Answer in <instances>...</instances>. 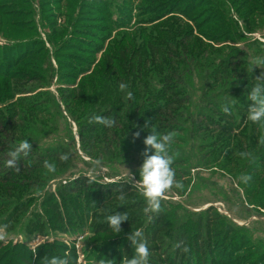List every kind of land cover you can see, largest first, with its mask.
<instances>
[{
	"label": "rangeland",
	"instance_id": "1",
	"mask_svg": "<svg viewBox=\"0 0 264 264\" xmlns=\"http://www.w3.org/2000/svg\"><path fill=\"white\" fill-rule=\"evenodd\" d=\"M223 2L226 8L207 0H0V264H46L51 256L125 264L133 253L127 236L137 229L148 264H264V123L247 119L248 94L264 84V64L252 66L264 57V0ZM145 36L158 42L157 71L135 61L137 72L174 100L191 101L193 116L169 150L182 187L166 190L155 213L137 182L144 157L135 144L122 164L99 142H111L104 125L93 123L92 145L78 136L103 105L100 116L121 115L107 108L110 82L88 78L120 60L113 41L129 52L127 44L140 46ZM183 69L188 96L156 82ZM148 122L150 130L163 126ZM24 139L30 150L13 158ZM79 176L131 191L100 200L89 187L75 189ZM114 212L128 216L119 233L106 224Z\"/></svg>",
	"mask_w": 264,
	"mask_h": 264
},
{
	"label": "trees",
	"instance_id": "2",
	"mask_svg": "<svg viewBox=\"0 0 264 264\" xmlns=\"http://www.w3.org/2000/svg\"><path fill=\"white\" fill-rule=\"evenodd\" d=\"M207 1H210L209 4L211 5L213 3L216 6L218 3H220L224 8L227 7L223 0ZM92 5L101 7L100 2H94ZM255 5L257 7H262L261 4L259 6V4L255 3ZM221 11L223 13L224 9L222 8ZM105 13H108L106 6H102L99 15H105ZM201 21H204V19ZM175 29L180 33V28L176 27ZM122 43L123 40L119 39L113 41L111 46L112 48L110 47L112 51L118 54L120 60L115 61V63L107 61V64H104L94 73H92V75L88 78V81L99 83L106 80L111 84L110 90L108 92V97L110 99L107 100V108H121V115H116L114 119H112L111 126L103 127V130L106 132L110 130L111 142H109L110 139L107 136L101 139L99 142L101 144L106 143V151L115 152V155L117 158H119V161H121L122 164H125L123 162L128 161L129 152L134 151V144L136 146L135 153L142 156V158L144 157L143 152L145 145L143 144V139L145 136L151 134V131H154L157 134H177L180 129L178 126L182 127L183 125H186L193 116L191 114V101L179 102L174 100L172 96L167 95V90L163 91L164 93L160 92L157 85H150L148 82L144 81L143 77H140L141 73L137 72V67L142 65H140V63L136 64L135 61L143 62V67L148 66V71H150L149 73L152 72L154 73L153 75H155L158 64L155 52L157 51L158 42H156L151 36H145V39L140 46H136L135 44H127L128 46L132 47V50L129 52H126L127 47L122 45ZM107 57H109V55H107ZM154 62L156 65H154ZM111 67L119 68L121 71L116 73V71L111 70ZM168 72L170 73L171 78H162L160 81L159 78L155 76L156 82L159 84L163 83L164 85H172L171 92H179L182 95L188 96L185 94V89H187L190 73L187 74L184 69L180 73H178L176 70H169ZM119 76L121 78H119ZM146 77L147 76H145V78ZM121 83L126 85L124 89H119V85ZM86 85L87 81L81 87L82 91L86 88ZM118 91H123L121 93L123 94V101H118V97L115 94ZM128 92H131V96L127 95ZM78 93L80 94L81 92L78 90ZM103 98L105 97L103 96ZM104 106L106 105H103L102 107ZM101 108L95 111L96 113L94 116L104 112ZM107 115L109 118L110 115L108 113ZM153 119H160L163 126L161 128L156 127L151 130L148 129L150 127L148 121H153ZM93 123L95 124L96 122L91 121L89 123V127L86 128L82 127L81 125L78 127V136L79 140L82 141V144L83 142H86L92 145V139L89 138V135L95 131V126H93ZM125 133L129 134L128 137L124 139ZM7 137L10 139V136ZM99 142H96L95 145L97 144L99 148L102 149V147L99 145ZM5 168L7 167L5 166ZM17 173L18 172L16 170L14 175H17ZM73 183L75 189L83 190L85 188L88 189L89 187L90 190H93L95 196L104 201H112L114 199L125 197L131 191V187L119 182H105L99 186L94 185L91 180L85 178L84 176H79L78 179L74 180ZM261 207L263 208L264 206ZM8 255L9 254H7L6 257ZM16 257H18V254ZM22 258L24 261V256Z\"/></svg>",
	"mask_w": 264,
	"mask_h": 264
},
{
	"label": "clouds",
	"instance_id": "3",
	"mask_svg": "<svg viewBox=\"0 0 264 264\" xmlns=\"http://www.w3.org/2000/svg\"><path fill=\"white\" fill-rule=\"evenodd\" d=\"M264 64V57H258L252 61V66H259ZM120 89L126 87L125 84L119 85ZM131 96V92L127 93ZM248 98L251 103L247 110V119L252 123H264V84H257L251 88ZM227 111V109H225ZM91 121L102 124L104 126H111L112 121L104 116H92ZM173 135L171 133L157 134L151 131L143 139L145 145L143 156L144 159L138 169L139 183L142 189V196L149 206L148 209L153 213L160 209V197L174 185L176 188L182 187L179 181H174V170L172 169V158L169 155L170 146L173 142ZM30 150V144L27 139L21 140L16 148L10 153L13 158H17L21 154H27ZM150 153V154H149ZM243 155V153L241 154ZM65 158L66 157H62ZM9 166L13 164V160L8 161ZM44 168L48 173L55 171V164L45 161ZM246 181L247 176L243 177ZM128 219L125 212H114L108 214L106 217V224L116 233L120 232V223ZM127 239L130 241V246L133 253L130 258L125 259V264H148L149 249L143 239V233L137 229L128 234ZM46 264H68L66 257L51 256L47 259Z\"/></svg>",
	"mask_w": 264,
	"mask_h": 264
}]
</instances>
